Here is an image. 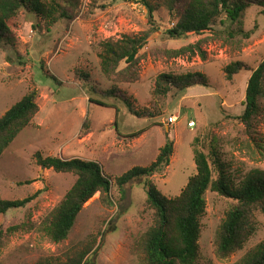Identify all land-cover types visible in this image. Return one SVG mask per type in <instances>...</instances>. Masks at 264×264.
Listing matches in <instances>:
<instances>
[{
    "label": "rangeland",
    "instance_id": "rangeland-1",
    "mask_svg": "<svg viewBox=\"0 0 264 264\" xmlns=\"http://www.w3.org/2000/svg\"><path fill=\"white\" fill-rule=\"evenodd\" d=\"M145 2L155 8L151 19ZM246 2L249 6L242 15V30L249 33L246 38L239 34L228 37L223 29L234 25L218 20L212 26L217 32L170 38L165 30L176 15L168 13L165 0H79L71 21L61 19L46 25L39 18L28 19L23 11L11 20L15 45L0 48V116L33 89L37 91L38 110L0 156V200L32 196L24 206L0 214V228L4 230L21 222L31 224L29 230L6 235L0 246V264H57L87 246L90 264H142L138 243L153 222L143 182L127 185L122 197L113 185L109 201L95 193L84 203L67 238L54 243L40 225L75 176L41 168L35 161L36 152L62 159L94 160L114 181L133 166L149 165L159 148L171 140L173 152L168 164L150 177L167 197L177 195L196 173L193 147L204 153L211 144L216 147L237 182L253 169L264 170V110L249 128L235 118L243 110L247 78L264 57V0ZM142 31H149V36L138 51L133 78L104 77L99 67L101 42ZM188 45H193L194 55L188 50L174 53ZM237 60L248 69L228 81L223 68ZM125 66L120 63V69ZM77 69L87 72L101 90L116 85L135 108L155 115L137 117L123 102L92 92L74 73ZM193 71L204 73L208 85L173 89L166 96L152 94L159 73ZM46 72L60 83L55 84ZM87 109L90 130L82 135L79 130ZM169 115L176 119L171 125L166 121ZM190 121L194 122L192 127L188 126ZM144 127L139 135L129 137ZM194 137L198 144L192 143ZM205 200L198 239L201 264H233L264 238V214L255 212L256 231L243 248L219 257L215 252L216 232L231 200L211 189L205 192Z\"/></svg>",
    "mask_w": 264,
    "mask_h": 264
},
{
    "label": "trees",
    "instance_id": "trees-1",
    "mask_svg": "<svg viewBox=\"0 0 264 264\" xmlns=\"http://www.w3.org/2000/svg\"><path fill=\"white\" fill-rule=\"evenodd\" d=\"M79 0H0V48L9 49L15 45L16 35L12 30L11 20L23 11L28 19L39 18L46 25H52L61 19L73 20L76 17ZM147 5L149 19L152 18L154 7ZM166 10L176 19L165 30L170 38H180L187 33L202 34L217 32L212 26L218 20L229 22L234 27H225L223 31L228 37L240 35L246 38L249 33L242 30V15L249 6L246 0H165ZM86 18V14L82 16ZM149 31L136 34H123L118 39L108 38L100 44L99 67L104 77L109 80L128 81L133 78L138 51L146 44ZM188 45L175 50V54H183L191 50ZM198 54L204 57L199 48ZM126 64L120 69V63ZM242 69H248L242 61H233L224 68V77L233 81L235 74ZM76 76L88 83L92 92L99 93L104 99L109 97L121 101L131 114L137 117H152L154 112L148 109L135 108L129 96L116 85L110 89L101 90L93 84L87 72L75 70ZM55 84L60 81L55 75L46 72ZM208 85L207 77L199 71L174 73L161 72L155 79L152 94L166 96L171 90H183L192 85ZM37 91L30 90L0 116V156L16 135L29 124L38 110L35 98ZM102 98V99H103ZM89 101L104 105L101 100ZM264 110V57L251 70L245 87L243 110L235 118L246 127ZM89 109L86 110L79 133L85 135L90 130ZM146 127L138 129L130 136H137ZM198 144L197 137L192 143ZM193 145V144H192ZM173 152V143L167 140L159 148L156 158L147 166H133L114 181L106 176L101 165L94 160H84L77 157L62 159L53 155L34 154L37 165L50 168L56 172H70L75 176L71 187L53 210L41 222L40 229L54 243L64 241L81 211L84 203L99 192L104 199H109V193L114 185L122 197L127 185L143 182L146 193V203L153 209V222L143 233L138 243L142 254V264H201L199 262L198 239L200 235V219L205 212V192L208 189L217 195L231 200L218 227L215 237V252L221 257L243 248L245 243L256 231L255 212L264 214V170L253 169L237 182L221 159L218 150L211 144L208 153L193 147V158L196 173L187 179L180 192L173 196H165L150 177L161 170L169 162ZM213 175L214 178H213ZM32 196L21 200H0V214L8 209L24 206ZM109 201V200H108ZM31 224L21 222L0 228V246L8 233L29 230ZM90 246L66 257L57 264H90L88 254ZM233 264H264V238L249 249Z\"/></svg>",
    "mask_w": 264,
    "mask_h": 264
},
{
    "label": "built area",
    "instance_id": "built-area-1",
    "mask_svg": "<svg viewBox=\"0 0 264 264\" xmlns=\"http://www.w3.org/2000/svg\"><path fill=\"white\" fill-rule=\"evenodd\" d=\"M175 120H176L175 117L172 116V115H169V116L167 117V119H166L168 125L173 124V123L175 122ZM193 125H194V122H192V121H190V122L188 123V126H189V127H192Z\"/></svg>",
    "mask_w": 264,
    "mask_h": 264
}]
</instances>
